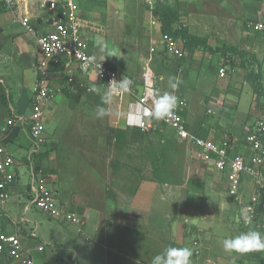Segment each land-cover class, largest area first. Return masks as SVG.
Returning a JSON list of instances; mask_svg holds the SVG:
<instances>
[{
  "label": "rangeland",
  "instance_id": "1",
  "mask_svg": "<svg viewBox=\"0 0 264 264\" xmlns=\"http://www.w3.org/2000/svg\"><path fill=\"white\" fill-rule=\"evenodd\" d=\"M80 1V0H79ZM82 9L87 16V21L90 22V27L87 31L90 45H97V41L106 38L114 41L117 39L119 46L122 48V41L118 37L117 27L124 26V37L127 46L135 44L138 51L144 56L147 54L153 55L157 62H151L149 67L143 66L134 67L139 85L145 84L146 79L151 80L153 89L159 93L173 92L168 86L170 77L173 76V71H170L168 66L177 65L181 68L180 79L181 85L186 87L190 84L187 80L188 67L187 61L189 55L195 50H202L208 56L220 57L227 51L232 52L231 59L235 62H227L221 60L222 63L229 66L233 80V88H242L240 90V98L238 102V112H244L250 106L252 100V88L250 84V76L260 74V86L264 88V65L260 63V59L256 61V55L252 54L249 46L253 43H258L259 48L264 45V26L263 29L254 30L249 28L247 23L238 24L235 18L242 17L247 13H243L240 4L233 0H81ZM155 2L166 3L171 10L176 13L177 20L171 18V31L161 33L159 44L162 47L158 50L157 45L145 40V31L149 24H158V21L152 17L149 21L150 5L155 7ZM153 7V8H154ZM248 24L254 22L248 21ZM161 28L160 24H158ZM151 26V25H150ZM20 27V26H19ZM21 28V27H20ZM22 29V28H21ZM23 30V29H22ZM18 31V30H17ZM24 31V30H23ZM183 31L188 35L197 38L199 35L207 34L206 36L212 39V46L187 49L184 45L185 37ZM25 32V31H24ZM177 35H173V33ZM26 33V32H25ZM168 35L183 49L184 57L175 59L167 55L164 49L162 36ZM208 38H205L206 40ZM105 40V39H104ZM95 42V44H94ZM136 48V49H137ZM259 55L264 56V50L258 51ZM35 69V68H34ZM1 70V69H0ZM49 70V69H48ZM142 73H140V71ZM60 74V82L58 85H53V92L57 95L54 101L50 103L51 108L45 113L43 125V138L45 144L40 146L42 164L51 177V189H53L54 198L61 207L67 208L60 193L69 191L74 192L77 196H81L82 186L84 187L85 177L88 173L107 172L119 174L121 178L132 179L133 173L147 174V177L152 176L154 180L162 187L167 184L169 187H164L167 190V197L170 203V210L174 208V215L185 225V232L189 231L186 239V247L192 248L193 243L198 242L200 254L193 255L191 259L200 257L198 264H261V260L252 257L251 253H227L223 250L222 241L226 237L237 235L241 232H247L250 228L264 234V191L258 192L254 188L253 182L247 176L242 177L241 188L238 193V199L229 198L226 194V182L223 174L213 176L212 169L208 167L205 161L199 162L194 157H191L193 150L182 147H163L161 140L176 138L174 132L163 125L159 129H151L152 134L147 135L142 140L137 142H128L122 145V149H116L114 141L112 144L106 145L105 137L109 122L108 115L103 118L96 116L97 106L106 107L101 104V98L92 101L91 96L84 95L78 91L80 89L76 84L68 83L66 73L57 69ZM114 72L119 75L122 73L129 75L126 70L114 69ZM119 72V73H118ZM193 75L191 73L190 77ZM25 78L14 77L16 87L13 88L6 79L0 77V104L6 106L9 103L16 105L18 108L23 106L26 98L24 91H33V73L26 70ZM133 75H130L131 79ZM163 77V79H160ZM49 79V77H48ZM99 81V79H97ZM218 79L217 82L210 84L213 88L218 82H223L224 79ZM188 81V82H187ZM194 90L191 92L183 88L189 94V109L191 114H204L209 118V109L216 110V107L211 103L199 106V98L207 92L208 87L202 80L192 81ZM237 83L240 85H237ZM219 85V84H218ZM237 85V86H236ZM217 86V85H216ZM70 88V89H69ZM78 88V89H77ZM71 89H74L70 91ZM209 89V88H208ZM11 90V93L9 92ZM214 90V89H213ZM16 91V99H13L12 93ZM19 91V92H17ZM106 92V88L104 87ZM201 91V92H200ZM211 91V89L209 90ZM19 93L23 95L19 97ZM68 93V95H67ZM78 95V97H77ZM81 95L85 98H80ZM255 99V107L252 109V114L247 116L248 127L263 116L264 99L258 96ZM18 99V100H17ZM182 100H177V102ZM236 102V100H234ZM184 102V101H183ZM201 103V102H200ZM184 106L182 111H185ZM108 109V108H107ZM30 109L27 110L29 113ZM153 122V121H152ZM140 129V128H138ZM142 131V130H141ZM143 132V131H142ZM24 147H28L30 143L24 138ZM179 146V145H178ZM115 167V168H114ZM218 171V170H217ZM216 171V172H217ZM211 173V184L206 181L205 175ZM205 174V175H204ZM23 182H27L28 176L22 171L20 175ZM135 187V183H134ZM207 190V191H206ZM210 190V191H209ZM258 193V202L255 213L252 215V224L244 226L242 217L245 215V208L251 202L252 193ZM21 216L29 220H34L38 224H42L35 232L37 239L34 237H23L22 245L30 252L34 264H72L69 260L67 252L63 253L64 263H60L57 259L58 252L47 245L50 237V228L56 226L54 220H48L43 214L37 210H31L27 214H23L22 210L14 207L11 213V219L17 222ZM11 222L7 218L0 217V225L6 226ZM29 231V224H25ZM69 229L71 226L66 225ZM73 230V229H72ZM73 232V231H72ZM74 233L75 230H74ZM200 233V234H199ZM32 235L34 233H31ZM29 236L30 233L28 234ZM39 239L42 240L40 242ZM47 240V241H46ZM36 247V249H33ZM259 254L264 260V251L253 252ZM210 255V256H209ZM197 264V262L195 261ZM0 264H12L8 260L0 259Z\"/></svg>",
  "mask_w": 264,
  "mask_h": 264
},
{
  "label": "crops",
  "instance_id": "2",
  "mask_svg": "<svg viewBox=\"0 0 264 264\" xmlns=\"http://www.w3.org/2000/svg\"><path fill=\"white\" fill-rule=\"evenodd\" d=\"M36 1L37 0H33L32 3L29 4L28 11L33 19L36 31L42 34L48 30L46 26L48 14H44L37 8ZM233 1H237L243 13H247L242 17L235 18L238 24L247 23L249 28H253V26L258 23L264 26V0ZM19 9L22 13L21 5ZM148 13L150 14V21L152 19V14L150 12ZM79 14L83 20V34L88 40L89 53L92 54L97 61L103 62L113 69L122 70V72L126 70L129 73L128 76H134H132L133 78L131 79L118 72L121 78L125 77L132 81L129 88L132 94L124 92L120 96L115 95L112 103L106 105L110 115V124L107 128L126 130L127 135L130 136L131 133L137 131V127H132L128 124L127 120L132 119V117L129 118L127 113L130 106H135L136 109H139L137 106V98L141 96V89H143V85H139L137 82L136 74H134V67H149L151 62L153 64L157 62V59H154L151 54L144 56L138 51L135 44L131 43L130 46H127L126 41L129 40L124 37L123 25L117 27V34L123 45L122 48L119 46L117 39H114V41L108 40L109 45L106 42V38H104L105 40L97 41L96 46L90 45L91 41L87 36L90 22L87 21V16L85 12H83L81 0ZM251 20L254 24H248V21ZM158 24H149L146 28L144 38L146 41L151 42V44H158V50L156 51H161L162 47L159 44L161 29ZM206 35L207 34H202L198 37L205 39L208 38ZM206 41L207 46L211 47L213 45L212 39L208 38ZM260 49L264 50V45H262V48H259L256 42L249 46V50L252 54L256 55V61L260 59L258 61H260L263 66L264 56L262 55L261 57L259 55L258 51ZM36 52L37 48L34 38L30 34L25 33L18 24L14 23L12 14L4 8L3 0H0V77L6 79L11 85L13 84V88L15 89L16 83L14 77H21L22 75V80L25 78V71L30 70L33 73V81L35 82L36 73L34 64L38 57V53ZM222 58V55L221 58L214 55L208 56V54L206 55L202 50H195L189 55V60L187 61L189 72L187 74V80L190 82V84L186 86L189 87L188 90L192 92L195 88L193 82L190 81L191 78L195 83L196 81L198 82V80H202L205 82V86L209 88L203 89L208 91L204 92L198 101V105L201 106L206 104V100L208 99L207 102H211L216 107V110L208 108V114H210L209 118L205 117L203 113H201V116L191 114L188 102L189 94L183 90V88L187 89L186 87L180 84L179 88L174 91V94L177 96L178 100L185 102L186 108L185 111H181V114L187 123L186 128L189 133L212 140L218 144H225L228 147L231 157L240 155L244 158L246 163H250L253 153L244 142V138L247 132L252 128V126L250 129L248 127L247 116L252 114V109L256 105L254 102L257 97L252 95V100L247 110H244V112L237 111L241 93L240 90L242 88H233L232 81H235V78L232 77L233 74L231 75L229 66L221 62ZM227 62H229V59ZM232 62H235V60ZM168 68L170 71H173L174 77H180L181 73L179 72L181 68H178L177 65L168 66ZM220 68L225 69V74L222 76L218 73ZM57 69L64 71L66 77L68 79L71 78L74 81L73 84L79 86V91L82 93L85 92L84 90L89 89L88 93L83 94L88 96L90 93L89 95L92 101L98 100V98L100 99L105 92V86L100 80H97L98 78L94 74L90 73L86 75L81 73L74 62L65 60L64 58H61L58 62L51 63L49 66V86L52 89L53 85H58L60 82L61 73L59 74V72L56 71ZM140 73L142 72L140 71ZM191 73H193V75L190 77ZM160 79H163V77ZM218 79H224V81L218 82L216 84L217 86L215 85L213 88L210 84L214 85ZM0 83H2V80H0ZM237 85H240V83H237ZM93 87L96 88V91L91 90ZM210 89L211 91H209ZM73 90L74 89H71L70 91L74 92ZM30 91L31 90L24 91L26 101L20 108L12 103L6 106L0 104V124H3L4 121L13 114L25 116L29 114L27 110L30 106ZM9 92L11 93V90H9ZM18 96L22 97L23 95L19 93ZM12 97L16 99V91L12 93ZM80 98L83 99L85 96L81 95ZM53 99L46 106L45 113L51 108L52 105H50V103L54 101ZM234 100H236V102ZM142 115L144 116L143 120H147L146 116L148 115L146 114V109ZM153 123L156 126L155 129L160 128L158 121L155 120ZM107 128H105L106 131ZM150 134L152 133L147 135ZM24 138L30 143L27 131L23 128L21 129V127L13 128L8 138H6V148L14 155L16 160L14 171L17 174V178L16 183L10 187V199L3 206H0V217H5L11 221L4 226L3 232L17 234L21 239V243H23V237H34L37 239L35 231L42 226V224H38V222L33 219L29 220L23 216H21L17 222L11 219V213L14 207L21 209L23 214H27L31 210H36L29 207L25 212L23 208L25 205H28L26 195L27 189L26 182H23L20 175L23 171L24 174L26 173L28 176L26 167L29 159L37 160L42 164V155L41 152L31 155V153L34 152L32 145L30 143L28 147H24ZM160 142L163 147H170L171 145L178 148L183 146L186 149L188 148L187 150L191 147L194 151L191 157H194L199 162L204 161L201 159L198 150L190 144L179 140L177 137L172 140L163 139ZM105 143L107 145L106 137ZM206 164L212 169L213 176L215 174L217 176H219V174L225 176L226 194L231 198L227 192V171L221 173L217 171L214 165L207 162ZM42 167L43 169L45 168L43 164ZM94 173L95 172L92 171L85 177L86 181L84 182V187L82 186L81 196H77L74 192L71 194L69 191L63 192V190H60L62 191V193H60L62 199L67 207L65 209L76 213L83 220L80 233L74 226L59 220H54L56 226L49 229L51 233L49 237L50 240H46L47 245L58 252L57 260L60 263H64L63 253L67 252L66 255L69 256V260L72 264H151L152 258L169 246L186 247V237L190 232H185V225L179 219V215H177V218L175 217L174 208L170 210L167 190L164 188L165 186L166 188L169 187L167 184H165L164 187L160 186L152 176L147 177L145 172L133 173L134 177L129 181L128 179L121 178L119 174L114 172L108 174L107 172ZM245 177L246 176H244V178ZM205 179L208 184H211V182H209L212 179L211 173L205 175ZM263 191L264 185L261 189V192ZM25 224H29V231L26 229L27 227ZM66 225L71 226L73 230L66 227ZM74 230L76 233H74ZM29 233L31 236L28 235ZM31 233L34 234L32 235ZM38 240L42 242L41 239L38 238ZM198 247L200 246L198 242L195 241L191 250L196 256L202 251H200ZM33 249H36V247H33ZM25 250L29 252L26 248ZM199 258L200 257H195L191 259V264H196L195 261L197 264L200 263V260H198Z\"/></svg>",
  "mask_w": 264,
  "mask_h": 264
},
{
  "label": "built area",
  "instance_id": "3",
  "mask_svg": "<svg viewBox=\"0 0 264 264\" xmlns=\"http://www.w3.org/2000/svg\"><path fill=\"white\" fill-rule=\"evenodd\" d=\"M33 0H3L4 8L13 16L14 23L18 24L26 33L30 34L35 41L38 57L34 68L36 80L30 97L29 114H13L0 124V206H3L10 199V187L16 183L17 174L14 171L16 160L6 148V138L15 127H21L27 131L29 140L34 150L32 154H38L40 146L45 144L42 136L44 132L43 120L45 108L49 102L57 95L49 86L48 69L51 63L58 62L61 58L70 60L77 65L78 70L83 74H94L108 90V84L113 80L122 78L112 70L107 64L97 61L88 51V40L83 34V20L80 16L79 0H37L36 6L44 14H48L45 33L36 31L33 19L28 11V6ZM22 6V13L20 12ZM153 5L150 8L153 9ZM263 25L258 23L253 26L254 30H261ZM162 41L164 50L176 59L184 57L183 49L174 38L163 35ZM219 75L225 74V69L220 68ZM141 96L137 98L138 108L142 105L143 111L140 115L132 116L127 120L130 126L140 128L143 132L155 128L150 116L143 120L142 113L151 107L150 90L153 89L150 79L145 80ZM73 80L68 79L71 84ZM86 93L89 89L84 90ZM127 92L132 94L129 89ZM119 93L117 96L122 95ZM185 102L179 101L171 116L159 119L158 124L169 127L175 136L193 146L198 150L202 160L216 167L219 172H225L228 182L227 192L231 198L238 199L243 176H247L253 182L254 188L258 192L264 185V117H260L252 128L247 132L244 142L247 144L253 156L250 163H246L240 155L231 157L227 145L218 144L212 140L195 136L188 132L187 123L181 114ZM136 118V119H135ZM40 155V154H39ZM37 160L29 159L27 164L28 179L26 182L27 204L25 212L29 207L36 209L48 219L59 220L70 224L81 232L83 220L76 213L65 209L59 205L51 189L50 173L39 167ZM41 164V163H40ZM258 193L254 192L251 202L245 208V214L255 213ZM244 226H248L242 217ZM3 258L13 264H34L33 258L25 250L21 239L15 233L8 234L0 231V259Z\"/></svg>",
  "mask_w": 264,
  "mask_h": 264
},
{
  "label": "clouds",
  "instance_id": "4",
  "mask_svg": "<svg viewBox=\"0 0 264 264\" xmlns=\"http://www.w3.org/2000/svg\"><path fill=\"white\" fill-rule=\"evenodd\" d=\"M181 83L182 81L179 77H170L168 86L173 92L165 91L161 94L158 90L151 89L150 99L152 104L151 107L146 110V114L157 120L171 116L178 100L174 91L179 88ZM131 84L132 81L125 77L119 81L113 79L108 84V90L101 96V104L110 105L113 97L119 93L127 92ZM91 90L96 91V88L93 87ZM141 111H143L142 105L139 109H136L135 106H130L127 116L129 118L133 115L138 117ZM107 115L108 109L106 107L97 106L96 116L98 118H103ZM243 220L246 224H252V217L250 215L245 214ZM222 247L227 253L245 254L264 251V234L254 228H250L247 232H241L237 235L224 238ZM192 255L193 252L190 248L169 246L161 253L155 255L151 260V264H191Z\"/></svg>",
  "mask_w": 264,
  "mask_h": 264
},
{
  "label": "trees",
  "instance_id": "5",
  "mask_svg": "<svg viewBox=\"0 0 264 264\" xmlns=\"http://www.w3.org/2000/svg\"><path fill=\"white\" fill-rule=\"evenodd\" d=\"M155 7L150 11V13L152 14V17L155 18L158 23L161 26V33H167L169 31H171V21H169L171 18H174V20H177V15L176 13L174 14V12L171 10L170 7H168L166 5V3L163 2H155ZM183 36L185 37V47L187 49H194L198 46L201 47H207V41L206 39L203 38H197L194 36H190L188 35V33L186 31H183ZM173 35H177V33L175 32V34L173 33ZM223 60H228L231 63L233 60L231 59V57H229L230 55L232 56V52L227 51L223 54ZM233 57V56H232ZM112 70H114L112 68ZM261 77L260 74H254L250 76V84H251V88H252V93L255 96L261 97L264 99V88H261L260 86V81ZM78 89V88H77ZM79 91V90H78ZM68 95V93H67ZM264 117V113L263 116ZM150 119L154 122L156 119H153L150 117ZM151 133L150 131L147 132H142L140 129L137 128L136 132L131 133V135H127V131L126 130H122V129H112V128H107V134H106V140H107V144L110 145V143H112V141H114V145L116 146V149L120 150L122 149V145L124 146V144L128 141L131 142H137L142 140L147 134ZM42 164L38 163V166L40 167ZM4 226L1 224L0 225V231H3ZM252 257L260 259L261 260V264H264V260L259 256V254L256 253H251Z\"/></svg>",
  "mask_w": 264,
  "mask_h": 264
}]
</instances>
